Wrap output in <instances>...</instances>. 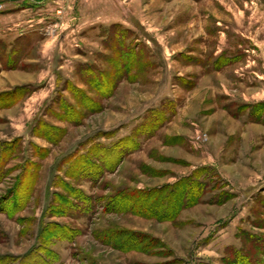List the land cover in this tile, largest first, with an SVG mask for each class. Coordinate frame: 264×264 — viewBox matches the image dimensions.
I'll return each instance as SVG.
<instances>
[{
  "label": "rangeland",
  "instance_id": "obj_1",
  "mask_svg": "<svg viewBox=\"0 0 264 264\" xmlns=\"http://www.w3.org/2000/svg\"><path fill=\"white\" fill-rule=\"evenodd\" d=\"M10 92L0 264H225L264 245V0H0ZM125 138L137 149L110 172ZM195 183L204 201L175 222L108 211Z\"/></svg>",
  "mask_w": 264,
  "mask_h": 264
},
{
  "label": "trees",
  "instance_id": "obj_2",
  "mask_svg": "<svg viewBox=\"0 0 264 264\" xmlns=\"http://www.w3.org/2000/svg\"><path fill=\"white\" fill-rule=\"evenodd\" d=\"M132 64L128 67H131ZM127 67V69H128ZM86 72L91 75L92 79L96 81L99 87L101 86H106V84L110 87L111 92L114 91V83L112 82V79L110 76L108 77V73L102 74L103 77H106V79L100 77V74L96 73L93 68H86ZM102 80V81H100ZM94 81V82H95ZM109 90V91H110ZM2 94H0V101L2 98L8 97L5 99L3 103H0V108L3 106H8L12 105L14 101L16 100V95H14V92L10 93H4L3 96L1 97ZM15 98V99H14ZM125 142V146L119 149V147H114L104 153L105 157L108 156H114L118 155L115 163L112 164H107L108 166V171L113 172L116 170L118 167V164L126 158V156L137 149V144L134 143L132 140H129L128 138L121 139V143ZM104 157V158H105ZM106 162L101 159L98 164L90 165L89 168L94 170L99 174L100 173V168L107 167L105 164ZM202 170H207V168L202 169ZM182 183L178 182L175 186L177 187H182ZM181 189V188H179ZM167 191V190H166ZM166 191H157V192H149V193H140L133 191L129 193H125L124 195H118L114 197V201H112V207H110V210L113 211H125V212H132L133 214H136L138 216H142L145 218H152L156 219L159 221H174L180 214V212L185 209L189 208L191 206L197 205L200 202H203V196L206 194L203 188L196 183L191 185L189 189H184L179 192L175 191H169L168 193ZM166 192V196L162 198V194ZM142 194V195H141ZM157 196L153 199V196ZM228 196H217L214 198H211L209 201L213 203H221L224 201L228 200ZM119 204V205H117ZM158 205V206H157ZM107 211V212H108ZM112 212V211H111ZM135 236V235H134ZM252 236V235H251ZM142 238H145L141 236ZM132 239V238H131ZM142 241H139L137 245L133 246L130 249H137L138 246L141 244ZM248 247V250L245 251L244 249L236 251L235 254L224 257L222 260L225 264H259L257 260H255L254 257H250L249 253L251 250H261V254L264 256V245L261 246L260 242L258 240H253V237H246L245 238V248ZM141 248V247H139ZM244 250V251H243ZM258 262V263H257Z\"/></svg>",
  "mask_w": 264,
  "mask_h": 264
}]
</instances>
